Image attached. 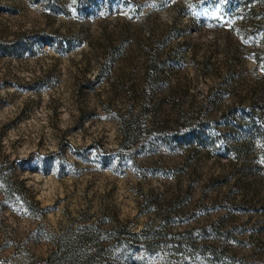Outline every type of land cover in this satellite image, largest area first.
I'll return each mask as SVG.
<instances>
[{
  "label": "rangeland",
  "instance_id": "374dc122",
  "mask_svg": "<svg viewBox=\"0 0 264 264\" xmlns=\"http://www.w3.org/2000/svg\"><path fill=\"white\" fill-rule=\"evenodd\" d=\"M0 264H264V0H0Z\"/></svg>",
  "mask_w": 264,
  "mask_h": 264
}]
</instances>
